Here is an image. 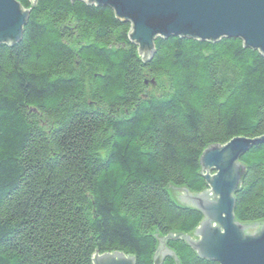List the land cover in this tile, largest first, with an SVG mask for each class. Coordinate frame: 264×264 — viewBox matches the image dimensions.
<instances>
[{
	"label": "trees",
	"instance_id": "obj_1",
	"mask_svg": "<svg viewBox=\"0 0 264 264\" xmlns=\"http://www.w3.org/2000/svg\"><path fill=\"white\" fill-rule=\"evenodd\" d=\"M17 1L22 39L0 44V264L113 252L154 264L166 236L178 264H218L176 239L202 214L169 188L202 191L207 146L264 135V55L240 39L170 37L143 62L111 8ZM162 77L167 89L148 93ZM240 163L234 216L264 220V144Z\"/></svg>",
	"mask_w": 264,
	"mask_h": 264
},
{
	"label": "water",
	"instance_id": "obj_2",
	"mask_svg": "<svg viewBox=\"0 0 264 264\" xmlns=\"http://www.w3.org/2000/svg\"><path fill=\"white\" fill-rule=\"evenodd\" d=\"M36 0H33L35 2ZM75 1V0H71ZM90 5L111 8L116 18L130 24L129 41L139 57L148 61L158 38H189L217 42L240 39L244 47L264 55V0H83ZM29 10L17 0H0V44L13 46L22 39ZM264 144V135L249 139L235 137L223 145L207 146L200 157V173L206 188L191 192L172 187V197L182 206L198 210L202 220L191 235H177L199 257L218 264H264V221L239 222L234 214V194L243 176L240 157L252 147ZM215 172L214 174H211ZM163 237L153 257L161 264L173 252ZM92 264H135L122 252L95 254Z\"/></svg>",
	"mask_w": 264,
	"mask_h": 264
},
{
	"label": "rangeland",
	"instance_id": "obj_3",
	"mask_svg": "<svg viewBox=\"0 0 264 264\" xmlns=\"http://www.w3.org/2000/svg\"><path fill=\"white\" fill-rule=\"evenodd\" d=\"M167 87H168V84H167L166 80L162 77V78L156 79V84H154V85L150 84L147 87V91H148V93H155L157 95L161 92V90L165 91L167 89ZM170 189L171 188H169V193H170L171 198H173L172 197V191ZM166 248H168V247L166 246Z\"/></svg>",
	"mask_w": 264,
	"mask_h": 264
},
{
	"label": "bare ground",
	"instance_id": "obj_4",
	"mask_svg": "<svg viewBox=\"0 0 264 264\" xmlns=\"http://www.w3.org/2000/svg\"><path fill=\"white\" fill-rule=\"evenodd\" d=\"M130 32V31H129ZM8 46V45H7ZM14 46V45H13ZM137 47V46H136ZM138 49V48H137ZM138 51V50H137ZM154 55V54H153ZM153 57V56H152ZM140 58V57H139ZM140 60H142L141 58H140ZM143 62H148V61H144V60H142ZM227 143V142H226ZM226 143H224V144H226ZM220 145H223V144H220ZM204 151V150H203ZM203 153V152H202ZM241 158V157H240ZM239 162H240V159H239ZM200 170H201V167H200ZM215 172H212L211 174H214ZM201 174V173H200ZM202 174H205V172H203L202 171ZM201 174V175H202ZM203 176V175H202ZM204 178V177H203ZM240 184H241V182H240ZM206 186H207V184H206ZM206 188V187H205ZM239 189H240V186H239ZM236 194V193H235ZM235 194H234V198H235ZM233 214H234V210H233ZM236 218V217H235ZM261 221H264V220H261ZM99 255V254H98ZM102 255V254H101Z\"/></svg>",
	"mask_w": 264,
	"mask_h": 264
}]
</instances>
